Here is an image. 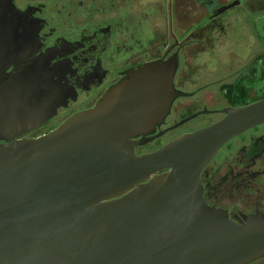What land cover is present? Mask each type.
I'll list each match as a JSON object with an SVG mask.
<instances>
[{"label": "water", "instance_id": "1", "mask_svg": "<svg viewBox=\"0 0 264 264\" xmlns=\"http://www.w3.org/2000/svg\"><path fill=\"white\" fill-rule=\"evenodd\" d=\"M173 84L172 66L148 64L49 135L0 137L9 142L0 145V264H248L264 256V220L234 223L204 203L200 182L226 142L264 122V100L136 155L133 139L163 122ZM20 116L0 110V132L8 121L16 129Z\"/></svg>", "mask_w": 264, "mask_h": 264}, {"label": "flooded vegetation", "instance_id": "2", "mask_svg": "<svg viewBox=\"0 0 264 264\" xmlns=\"http://www.w3.org/2000/svg\"><path fill=\"white\" fill-rule=\"evenodd\" d=\"M263 12L264 0H0V110L21 114L0 137L49 135L152 63L174 68L176 96L135 154L207 128L264 100ZM200 182L234 223L264 220V122L226 142Z\"/></svg>", "mask_w": 264, "mask_h": 264}, {"label": "rangeland", "instance_id": "3", "mask_svg": "<svg viewBox=\"0 0 264 264\" xmlns=\"http://www.w3.org/2000/svg\"><path fill=\"white\" fill-rule=\"evenodd\" d=\"M259 20H260L259 27L264 26V12H263L262 16H260Z\"/></svg>", "mask_w": 264, "mask_h": 264}]
</instances>
